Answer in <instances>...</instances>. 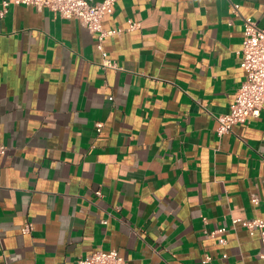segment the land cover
I'll use <instances>...</instances> for the list:
<instances>
[{"label":"crops","instance_id":"0c3cea01","mask_svg":"<svg viewBox=\"0 0 264 264\" xmlns=\"http://www.w3.org/2000/svg\"><path fill=\"white\" fill-rule=\"evenodd\" d=\"M245 18L264 0H117L101 49L49 8L0 15V264H264L236 221L264 220V110L217 133Z\"/></svg>","mask_w":264,"mask_h":264},{"label":"built area","instance_id":"2783aa9c","mask_svg":"<svg viewBox=\"0 0 264 264\" xmlns=\"http://www.w3.org/2000/svg\"><path fill=\"white\" fill-rule=\"evenodd\" d=\"M117 0H103L91 2L89 0H9L2 2L0 15L3 17L11 5H33L38 8H49L62 18H75L82 22L91 32L98 33L99 47L102 49L101 41L104 37L120 34L123 30H106L103 27L105 15L114 12ZM137 23L129 22L127 30H133ZM102 67L114 70L122 69L117 62L104 57ZM241 66L246 72L245 80L236 91L231 109L226 114L218 115L219 122L217 133L223 136L232 132L236 124L245 123L251 118L259 117L264 110V27H260L252 18H245L244 40L241 49ZM101 130L102 123L97 124ZM2 130L0 126V159L6 153L7 146L2 141ZM248 228L251 235L259 232L264 244V220H236ZM32 224L27 223L23 232H30ZM76 264H127L126 259L115 249L109 251H95L86 256H80Z\"/></svg>","mask_w":264,"mask_h":264}]
</instances>
